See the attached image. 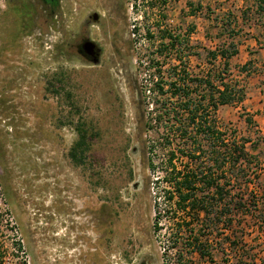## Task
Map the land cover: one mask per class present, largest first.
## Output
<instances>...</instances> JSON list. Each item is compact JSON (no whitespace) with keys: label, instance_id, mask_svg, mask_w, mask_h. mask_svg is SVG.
Returning a JSON list of instances; mask_svg holds the SVG:
<instances>
[{"label":"rangeland","instance_id":"rangeland-1","mask_svg":"<svg viewBox=\"0 0 264 264\" xmlns=\"http://www.w3.org/2000/svg\"><path fill=\"white\" fill-rule=\"evenodd\" d=\"M254 2L0 0L4 264H163L152 227L147 144L155 133L146 131L144 94L152 63L178 64L176 52L159 53L169 40L162 31L178 38L177 57L188 56L194 72L208 68L201 48L237 47L230 72L245 101L220 107L216 120L248 142L254 179L247 190L258 207L223 236L243 254L227 264H264V15L255 23ZM227 22L231 38L219 28ZM85 41L95 45L96 63L81 54ZM79 119L95 134L84 164L74 165L68 154Z\"/></svg>","mask_w":264,"mask_h":264},{"label":"trees","instance_id":"trees-1","mask_svg":"<svg viewBox=\"0 0 264 264\" xmlns=\"http://www.w3.org/2000/svg\"><path fill=\"white\" fill-rule=\"evenodd\" d=\"M254 3L257 23L264 15V0ZM219 28L228 38L234 35L229 22ZM160 37L169 40L161 42L159 53L174 51L178 62L166 69L164 61L152 63L153 74L144 89L149 102L146 131L155 133L148 138L147 151L153 175L152 227L162 245V263L227 264L236 254L242 260L238 242L225 237L242 225L241 217L258 207L247 190L254 179L251 156L247 140L238 142L235 131L228 136L216 120L220 107L245 101V87L230 72L237 47L227 43L213 50L201 48L208 68L194 72L188 68V56L177 57L178 38L164 31ZM245 121L251 124L250 119ZM74 128L77 138L68 156L74 165H83L94 126L79 119Z\"/></svg>","mask_w":264,"mask_h":264},{"label":"water","instance_id":"water-1","mask_svg":"<svg viewBox=\"0 0 264 264\" xmlns=\"http://www.w3.org/2000/svg\"><path fill=\"white\" fill-rule=\"evenodd\" d=\"M97 16L93 15V20H96ZM81 49L86 54L90 55L92 57L93 63L97 62V54L95 50V45L90 41H85L83 44H81Z\"/></svg>","mask_w":264,"mask_h":264},{"label":"flooded vegetation","instance_id":"flooded-vegetation-1","mask_svg":"<svg viewBox=\"0 0 264 264\" xmlns=\"http://www.w3.org/2000/svg\"><path fill=\"white\" fill-rule=\"evenodd\" d=\"M81 54H83V56H85L86 58H92L90 55L86 54L84 51H81Z\"/></svg>","mask_w":264,"mask_h":264},{"label":"crops","instance_id":"crops-1","mask_svg":"<svg viewBox=\"0 0 264 264\" xmlns=\"http://www.w3.org/2000/svg\"><path fill=\"white\" fill-rule=\"evenodd\" d=\"M260 90V89H259ZM247 94V93H246Z\"/></svg>","mask_w":264,"mask_h":264}]
</instances>
